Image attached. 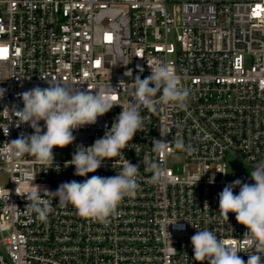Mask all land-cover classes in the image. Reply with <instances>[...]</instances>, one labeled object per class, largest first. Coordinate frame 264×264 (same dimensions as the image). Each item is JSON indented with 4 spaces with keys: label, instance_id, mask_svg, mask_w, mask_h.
<instances>
[{
    "label": "built area",
    "instance_id": "built-area-1",
    "mask_svg": "<svg viewBox=\"0 0 264 264\" xmlns=\"http://www.w3.org/2000/svg\"><path fill=\"white\" fill-rule=\"evenodd\" d=\"M0 49V174L9 177L0 185V264H200L191 237L204 229L234 241L246 264L254 245L234 213L220 218L218 194L236 179L255 183L229 170L228 160L252 170L264 160V0H0ZM147 62L170 65L189 97L185 110L163 102L156 113L141 107L143 131L123 150L139 165L136 197L125 198L108 223L60 207L52 196L46 221L28 213L26 197L16 194L29 187L21 169L51 192L120 171V157L88 177L74 175L66 162L77 145L101 138L122 109L114 106L95 125L75 130L74 143L54 148V164L47 165L31 154L13 155L9 143L33 133L29 125L16 126L12 108H23L17 94L48 87L41 78L47 77L93 91L111 84L127 106L132 90L119 84L127 88L137 75L149 76ZM177 138L195 150H176ZM153 139L170 142L167 155L153 151ZM145 155L164 170L162 182H151ZM175 221L183 230L169 225Z\"/></svg>",
    "mask_w": 264,
    "mask_h": 264
},
{
    "label": "clouds",
    "instance_id": "clouds-1",
    "mask_svg": "<svg viewBox=\"0 0 264 264\" xmlns=\"http://www.w3.org/2000/svg\"><path fill=\"white\" fill-rule=\"evenodd\" d=\"M147 64L151 69L149 76L141 79L137 75L131 83L126 84L127 88L121 86L122 81L119 84L123 92L132 90L127 106L120 105L117 99L120 92L111 84L110 87L93 91L89 87L82 89L56 79L48 80L47 77L41 78L47 81L48 87L35 86L17 94L23 102V108H12V114L18 118L16 126L29 125L33 133L27 136L22 133L9 143L13 147V155L31 154L47 165L54 164V148L62 149L74 143L75 130L95 125L98 118L114 106H120L122 109L111 128L107 129L101 138H97L88 147L77 145L72 159L66 162L67 166H74V175L88 177V174L101 168L105 160L120 157L123 160L120 171L111 177L92 175L83 182H64L55 192H51L34 183L37 176L30 170L21 169V178L29 187L23 193L16 188V194L26 197L25 210L28 213H35L38 220L46 221L52 211L47 197L52 196L54 199L58 198L57 204L60 207L71 205L83 218L108 223L110 217L117 215L118 206L125 198L136 197L140 189L139 165L127 160L123 150L137 132L143 131L144 118L140 114L141 107L156 113L158 104L163 102L185 110L189 97V90L180 86L178 77L170 65L161 62ZM139 70L141 73L144 71L143 68ZM41 121L44 122L43 128L40 126ZM152 142L154 152L161 156L168 154L170 142H164L162 139H153ZM174 147L188 153L195 150L191 145L186 146L180 138L175 140ZM142 162L146 171L153 173L151 182H162L165 172L160 164L148 155L143 157ZM250 179L255 183H243L236 179L225 185L218 194L219 214L222 220L228 221L229 213H234L237 223L246 228L244 237L248 238V243L254 245L255 249L252 254L247 255L246 264H264V160L257 162L250 172ZM237 187L240 189L239 193L234 194L233 190ZM6 195L10 196L7 189ZM177 221L169 225L183 230L184 225L177 224ZM191 245L193 259L200 264L205 261L207 264H245L238 255L241 251L234 241L219 239L215 232L209 229L197 230L191 237Z\"/></svg>",
    "mask_w": 264,
    "mask_h": 264
},
{
    "label": "rangeland",
    "instance_id": "rangeland-1",
    "mask_svg": "<svg viewBox=\"0 0 264 264\" xmlns=\"http://www.w3.org/2000/svg\"><path fill=\"white\" fill-rule=\"evenodd\" d=\"M184 159L183 156H179L177 158L176 163L174 164V169L176 172H181L182 167L184 165ZM228 168L231 171H236V172H244L250 175V172L252 171V168L243 164L241 160L239 159H234V160H228ZM9 182V177L8 175L0 174V185L1 186H6L8 185Z\"/></svg>",
    "mask_w": 264,
    "mask_h": 264
},
{
    "label": "snow or ice",
    "instance_id": "snow-or-ice-1",
    "mask_svg": "<svg viewBox=\"0 0 264 264\" xmlns=\"http://www.w3.org/2000/svg\"><path fill=\"white\" fill-rule=\"evenodd\" d=\"M109 38H110V37H109ZM3 51H4L3 49H0V53H3Z\"/></svg>",
    "mask_w": 264,
    "mask_h": 264
}]
</instances>
